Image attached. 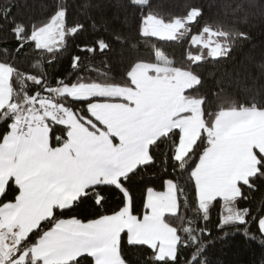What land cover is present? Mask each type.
<instances>
[{"label": "trees", "instance_id": "1", "mask_svg": "<svg viewBox=\"0 0 264 264\" xmlns=\"http://www.w3.org/2000/svg\"><path fill=\"white\" fill-rule=\"evenodd\" d=\"M86 4L89 5L87 9L84 8ZM65 8L66 47L51 53L45 48L36 51L27 41L34 32L47 26L58 10ZM193 10L197 15L189 21ZM150 16L168 25L177 23L174 37L141 35V20L145 24ZM93 19L99 28L95 34L91 27ZM78 23H84L86 31L73 37L70 32ZM100 37L109 45L105 52L97 50L92 55L77 50V44H91ZM210 46L219 47L220 55L214 57ZM73 56L80 57L76 69L72 68ZM161 61L172 69L190 73L196 79L183 95L185 99L200 101L204 127L190 150L181 159H176L180 131H164L150 143L148 162L134 167L117 184L100 183L87 188L64 211L55 207L50 218L20 241L9 254L6 264L21 258L61 220L89 222L119 212L125 205L126 193L134 214L142 217L146 189L152 187L164 191L165 181L167 187L173 185L179 208L178 215L166 214L163 218L180 237L175 245V264H187L188 254L199 247V244H192L193 235L197 236L199 243L212 241L194 264H200L205 256L204 264H264V246L255 226L250 233L254 239H246L239 233L233 235L235 230L231 226L223 231L215 227L221 213L229 214L222 207L225 201L231 203L235 199L240 209L250 208L254 214L264 205V152L255 150L257 171L238 184L239 192L247 197L246 200L239 196L215 199L210 204L211 220L207 224L190 223L199 221L202 215L193 171L209 147V129L220 112L264 109V0H147L145 4L136 5L129 4V0H0V63L12 69L9 79L11 106L0 108V144L18 113L41 100L71 110L78 122L90 130L104 128L88 108L93 101L106 98L74 99L56 94L54 89L59 85L84 84L130 88L133 86L130 72L136 65ZM46 124L51 147L63 145L67 140L68 126L49 119ZM19 191L18 184L10 179L0 197V206L15 201ZM261 215L264 210L258 213ZM204 227L211 234L201 237L197 229ZM185 241L188 242L187 248L183 247ZM118 250L125 264H152L146 259L152 253L142 244L133 243L130 247L126 232L119 236ZM19 264L41 263L26 257ZM61 264L94 262L91 256L82 255ZM165 264L172 262L168 260Z\"/></svg>", "mask_w": 264, "mask_h": 264}, {"label": "crops", "instance_id": "2", "mask_svg": "<svg viewBox=\"0 0 264 264\" xmlns=\"http://www.w3.org/2000/svg\"><path fill=\"white\" fill-rule=\"evenodd\" d=\"M210 48L214 57L220 55L219 47ZM187 73L172 69L161 61L136 65L130 72L133 86L126 89L94 84L57 86L54 89L56 94L74 99H106L93 101L88 108L104 128L90 130L78 122L74 113L66 115L60 122L68 126L67 140L55 148L51 147L50 131L42 117L36 118L25 133L20 132L22 109L15 125H11L0 144V197L10 179L20 189L15 201L0 206V250L12 249L6 236L11 235L19 244L42 221L52 216L55 207L72 205L87 188L96 184H117L134 167L148 162L150 143L164 131H180L175 157L181 159L204 127L201 103L194 102L198 106L195 116V112L178 111L168 102L163 88L173 85L175 77L185 79L186 85L178 91L176 102L187 103L191 100L183 95L190 82ZM11 74V67L0 63V108L11 106ZM127 91L136 94L133 101L126 97ZM161 107L164 113L158 116L157 109ZM209 133V147L193 171L200 204L236 197L238 184L257 171L255 150L264 152V109L222 111ZM45 145L47 153L43 150ZM167 189L168 204L158 210L163 213V218L177 206L173 185L169 184ZM129 206L130 198L126 193L125 205L121 209L123 217L121 210L104 216L109 219L104 221L103 233L87 243H80L87 239L81 232L70 234L64 231L76 219L61 220L15 262L30 257L41 264H61L89 255L94 264H125L118 250L122 232H126L128 241L150 240L158 249L160 242L155 240V235L163 234L169 244L161 255H167L172 242L177 243L174 229L167 224L165 228L157 226L144 231L138 230L134 222L129 226L125 223V218L130 221ZM89 222L80 221V224Z\"/></svg>", "mask_w": 264, "mask_h": 264}, {"label": "snow or ice", "instance_id": "3", "mask_svg": "<svg viewBox=\"0 0 264 264\" xmlns=\"http://www.w3.org/2000/svg\"><path fill=\"white\" fill-rule=\"evenodd\" d=\"M137 0H129V4L136 5ZM89 5H84V8L87 9ZM64 16L65 19L67 17V9H64ZM91 18V17H89ZM143 26H144V20H141V35H144L143 32ZM92 32L95 34L99 31V28L95 22V20H92L91 23ZM86 31V25L84 23H78L70 32V35L75 37L81 32ZM105 31H107V26H105ZM46 38L54 43L56 45L55 49L47 47V45L44 46V48L49 52H53L54 50H62L66 47V37L61 39L57 38L53 35V33L49 32L46 36ZM117 40L120 39L119 36L116 37ZM27 43L33 44L34 49L36 51H41V46L37 45L34 40H28ZM23 47V45H21ZM77 50L81 52H87L89 54L94 55L97 50L101 53L108 50L109 45L108 43L102 38H97L93 43H80L76 45ZM218 54V53H217ZM54 57L52 59L53 62ZM79 56H73L72 57V68L76 69L79 65ZM43 150L47 153L48 149L45 145ZM51 156V153H48ZM53 159H58V157H52ZM237 196H239L241 199H247V197H244L240 192L236 193ZM231 199V198H230ZM212 202L209 201L208 204L201 203L199 207V211L202 214L199 221H190V223H203L207 224L208 221L211 220V211H210V204ZM168 204V189H167V181H165V188L164 191H157L152 187H148L146 189V195L144 199V206H143V215L142 218L138 216L137 214H134L133 207L130 205L128 208V212L130 213V221L125 218V223L130 224L135 223V226L138 230L144 231L147 229H153L155 227L159 228H165L168 227L166 223L163 220V213L159 212L158 210L165 207ZM185 206H187V202H185ZM222 207L224 208V211L229 213L228 215L220 214L218 222L216 223L215 227L216 229L223 231L225 227L231 226L234 228V234L239 233L243 236H245L246 239H254L255 237L250 235L252 226H255L258 233L260 234V241L262 246H264V215L258 216V213L261 210H264V205H262L258 210L257 213H252L250 208H243L240 209L236 205L235 199L231 200V203H228L225 201L222 204ZM60 211H64V208L61 207ZM54 214V212H53ZM169 214L172 215H178L179 214V208L178 205L176 207H173L169 210ZM121 216L123 217V210H121ZM251 216V219L248 217ZM109 218L102 217L100 220L97 221H90L87 225H81L80 221H74L70 222L69 225L64 229L65 232L70 234H75L78 232H81L83 235L87 237V239L80 241V243H87L90 240L95 239L97 236L103 233L105 229V223L104 221ZM185 231H189L188 229H185ZM197 232L201 237L205 235H210V230L206 227L197 229ZM173 233H175V230H173ZM228 234L225 233V236ZM179 236H175V240H179ZM155 240H158L160 242V248L158 249L153 241L150 240H142L138 241L137 243L142 244L146 249H148L152 254L149 255L146 259L151 261L152 264H165L166 261L170 260L172 264H175V260L177 257V249L175 246V241L172 242L171 251L167 253V255H161V252L164 250V248L169 244V241L163 234H157L155 235ZM191 241L193 245L199 244L198 248H195V250L188 254L186 257L187 264H194V261L197 257H200L203 253L207 251L208 246L212 243V241H207L206 243H199V240L196 235H193L191 237ZM75 242V241H73ZM129 246H133V242L129 241ZM184 248L188 247V242L185 241L183 244ZM205 260H207V257H203L201 259L200 264H204Z\"/></svg>", "mask_w": 264, "mask_h": 264}, {"label": "rangeland", "instance_id": "4", "mask_svg": "<svg viewBox=\"0 0 264 264\" xmlns=\"http://www.w3.org/2000/svg\"><path fill=\"white\" fill-rule=\"evenodd\" d=\"M146 2L147 0H137V4H145ZM196 15H197V11L193 10L190 13L189 21H193ZM64 19H65L64 10L63 9L58 10L56 14L53 16L51 22L47 26L37 30L36 32L32 34L31 40H34L37 45L41 46V48H44L45 45H47V47H50V48L55 46V44L50 42L46 38V36L49 32H51L53 33L55 37L63 39L65 35V29H64L65 20ZM177 28H178L177 23L168 25L162 22L161 20L155 19L154 17L150 16L146 18L145 20L143 32L145 35H151L157 38H168L169 39V38L174 37L175 31H177ZM187 74L189 76L188 78L190 82L189 84H187L188 86L186 87L190 88L192 85L195 84L196 79L190 73H187ZM186 82L187 81L185 79L182 80L179 77H175L173 85H170L168 88L166 87L167 89L163 88V92L166 93L165 96L168 99V102H171L173 109H178V111H190L193 113L195 112L193 114L195 116L197 115L196 110H198V106H196V103L194 102H197L198 104L199 101L190 100L187 103H181V104H178L176 102V96L179 94L178 91L180 90V88L185 87ZM135 96L136 94L134 92L127 91L126 97L128 99H131L133 101L135 99ZM59 108L64 111L65 117L66 115H70L73 113L71 110H67L62 107H59ZM163 113H164V109L162 107L157 109L158 116H161ZM16 120H17V117H16ZM16 120L14 121L12 126L15 125Z\"/></svg>", "mask_w": 264, "mask_h": 264}, {"label": "built area", "instance_id": "5", "mask_svg": "<svg viewBox=\"0 0 264 264\" xmlns=\"http://www.w3.org/2000/svg\"><path fill=\"white\" fill-rule=\"evenodd\" d=\"M39 117H42V121L44 123L48 119L60 122L65 118V113L59 108V106L55 105L49 100H44L40 103L30 105L22 111L19 128L20 132L25 133L30 128V126L33 125L34 120ZM6 241L8 246L12 249L19 245L15 238L11 235L6 236ZM12 249L0 250V264L7 263L8 256ZM11 264H16V262L14 261Z\"/></svg>", "mask_w": 264, "mask_h": 264}, {"label": "water", "instance_id": "6", "mask_svg": "<svg viewBox=\"0 0 264 264\" xmlns=\"http://www.w3.org/2000/svg\"><path fill=\"white\" fill-rule=\"evenodd\" d=\"M35 101V96L31 98V102L33 103Z\"/></svg>", "mask_w": 264, "mask_h": 264}]
</instances>
